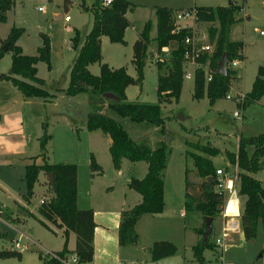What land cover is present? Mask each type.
<instances>
[{
	"label": "rangeland",
	"instance_id": "374dc122",
	"mask_svg": "<svg viewBox=\"0 0 264 264\" xmlns=\"http://www.w3.org/2000/svg\"><path fill=\"white\" fill-rule=\"evenodd\" d=\"M135 5L126 14L130 26L125 32L126 44L112 43L103 36L101 44L102 62L112 67H127L135 76L132 64L133 43L136 32L141 31L145 22H151V38L157 34L156 6L191 10L195 6H223L229 0H128ZM243 6L241 18L230 31V39L244 43L245 59L235 67L240 81L234 83L235 89L245 92L251 90L258 67L264 66V0H235ZM93 0H86L90 5ZM82 0H70L68 10L64 0H16L7 12L6 21H0V39H6L13 27L24 28V33L17 40L23 53L36 55L45 37L50 42V67L46 62L37 63L38 76L45 80L44 88L57 94L52 101L43 97L25 98L10 81H0V250L14 248L18 232L14 228L33 231L43 247L50 250L64 240L62 230L46 220L39 212L42 201L52 197L50 183L45 173H40L35 185V195L27 203L25 181L26 166L33 162L41 164L42 157L33 158L42 153L40 140L47 131L51 135L47 143L46 155L50 163H76L81 186L87 185L91 175L93 182L92 203H80L82 208L94 206L98 215L112 228L119 222L118 212L134 206V199L140 194L129 188L130 180L145 177L140 165L123 160L121 170L114 168L106 143L109 137L101 131L86 129V119L92 110V103L86 93L75 96L65 94L69 84L70 71L77 56L72 37L77 28L81 40L93 26L90 10L82 9ZM42 7V10H39ZM70 20L66 21L65 17ZM191 22V19H189ZM216 25V24H215ZM214 25V26H215ZM211 24H195L198 34L208 33ZM169 57L170 50L159 53L156 42L152 40L148 48V59L144 68L142 86L131 85L127 91V101L156 103L158 71L156 57ZM12 53L8 52L0 59V73H11ZM90 71L97 75L100 64L90 65ZM196 68L188 67L192 79H184L178 101L163 104L161 114L165 117L164 131L159 126L146 123H134L120 117L116 112L107 110L109 115L123 122L130 136L150 148H157L161 142L168 151L164 171V190L166 205L164 213L153 216L147 214L137 225L139 243L137 246L123 247L121 256L114 250L100 251L95 262L88 264H200L194 246L202 239L198 229L203 226L201 212L186 210L185 202V148L187 141L201 142L218 147L220 153L214 158L217 168L236 173L238 167L230 163L228 152H237L239 141L264 132V96L241 109L242 117H234L239 107L227 98L220 99L211 106L207 95L202 99L194 98ZM46 125V129L44 128ZM252 149H250L251 152ZM91 153L102 166L101 174L92 173L89 167ZM147 168V165H145ZM143 172V173H142ZM93 174V175H92ZM264 186V170L254 174ZM189 179L199 181L192 170ZM85 191V190H83ZM92 206V207H90ZM131 206V207H129ZM30 211L32 214H30ZM105 213H108L106 215ZM98 216V217H99ZM11 217H19L18 223ZM99 219V218H98ZM48 226L46 227L43 223ZM23 222V226L22 223ZM104 224V222L99 221ZM222 217L220 214L213 221L211 242L214 249L206 248L203 252L205 264H264V227L259 222L256 236L247 240L243 233H229L223 244L215 243L222 236ZM23 229V230H24ZM100 229V228H99ZM116 228H113L115 239ZM75 235V234H74ZM157 240H170L177 246L174 255L153 260L149 247ZM116 241V240H115ZM118 245V244H116ZM39 247L29 244L23 250L21 260L16 258L0 259V264H43L39 258Z\"/></svg>",
	"mask_w": 264,
	"mask_h": 264
},
{
	"label": "trees",
	"instance_id": "16d2710c",
	"mask_svg": "<svg viewBox=\"0 0 264 264\" xmlns=\"http://www.w3.org/2000/svg\"><path fill=\"white\" fill-rule=\"evenodd\" d=\"M82 0V9L90 10L93 15V26L81 40V33L74 30L73 47L77 56L70 71L69 84L61 89L65 94L75 96L86 93L94 106L86 119V129L101 130L110 136L112 142L109 147L112 164L119 170L123 159L131 162L144 161L148 164V171L143 178H132L129 188L141 195V201L129 209L121 212L118 228V243L121 246L137 245L139 235L136 224L144 214L162 213L164 201V171L167 163L168 151L164 142L157 148H150L144 143L133 139L124 127L122 121L109 115L107 110L116 112L122 118H128L134 123H146L159 126L164 131L165 117L161 114L163 104L173 100L178 101L185 73L188 66L185 62V39L192 35L193 30L188 24L177 29L175 13L177 9L167 6H156L157 34L151 38V22L147 21L133 43L132 64L136 70L135 76L128 73L127 67H112L102 62V37L106 36L112 43L126 44L125 32L130 26L126 16L135 5L128 0H113L110 4H101V0H93L88 6ZM16 0H0V21H6L7 12L14 6ZM70 0H64V8L68 10ZM243 6L237 3L232 6H195L191 11L196 15L198 24H211L208 28L209 43L213 45L211 52L204 53L198 60L208 62L212 70V80L207 82L204 69H197L194 81V98L202 99L207 95L211 106L220 99L226 98L231 85L238 82L235 71L229 69L226 76L217 73L218 63L227 52L228 62L244 60V43L230 39V31L234 24L240 21L239 14ZM216 24V25H215ZM215 25V26H214ZM24 33V28L13 27L9 36L0 39V59L6 53H12L11 73H0V81L12 82L25 98L43 97L45 101H52L57 94L50 93L44 88L45 80L38 76L37 63L46 62L50 67V42L45 37L36 55L23 53L17 40ZM156 42L158 52L170 50V56L160 57L157 61L158 84L156 103L141 101H127L126 90L131 85L142 86L144 68L148 59L150 43ZM8 44L3 51L4 44ZM100 64L99 74H93L89 67ZM111 94L112 96H107ZM264 96V66H259L252 88L246 94L245 106L259 101ZM46 129V125H44ZM51 135L45 131L39 138L42 153L33 157H42L43 162H33L26 166L25 181L27 192L24 195L27 203L35 195L34 187L39 182L40 173L54 174L55 190L51 189L52 197L39 205L40 214L49 222L63 229L65 238L64 248L56 253L67 255L75 253L80 262L90 263L94 258V234L96 222L92 208H79L78 199V166L76 163H50L46 155L47 143ZM250 149L251 152H250ZM220 153L218 147L201 142L187 141L185 148V202L186 210L198 211L204 219H215L220 214L224 203V196L218 193L216 187V170L214 158ZM230 163L238 167V186L241 198L240 227L244 237L250 240L256 236L258 224L262 221L264 227V186L254 174L264 170V132L255 136L243 137L239 141L237 152H228ZM90 170L101 174L102 166L97 162L93 153L90 156ZM192 170L199 181L189 179ZM93 175V174H92ZM212 180L209 181L208 178ZM19 217H11V221L18 223ZM49 228V226L42 221ZM205 220L199 229L202 236L205 231ZM76 236L74 250L67 248L69 234ZM212 234V233H211ZM211 235L206 241H200L194 246L195 255L200 264H205L203 252L206 248L214 249ZM151 257L157 261L172 256L177 246L170 240L154 241L149 248ZM22 259V252L15 248L1 249L0 259ZM39 258L43 264H61L57 260H46L42 253Z\"/></svg>",
	"mask_w": 264,
	"mask_h": 264
},
{
	"label": "built area",
	"instance_id": "2783aa9c",
	"mask_svg": "<svg viewBox=\"0 0 264 264\" xmlns=\"http://www.w3.org/2000/svg\"><path fill=\"white\" fill-rule=\"evenodd\" d=\"M113 0H101V4L108 5ZM39 10H42V7H39ZM191 19V22L189 21ZM66 21L70 20L69 16L65 17ZM175 22L177 29H181L183 24H188V26L193 30L192 35L186 37L185 39V64L193 66L196 69H204L206 81L209 82L212 80V70L208 62H199V58L206 52H211L213 50V45L209 43V34L201 33L198 34L195 31L196 15L191 10H181L175 13ZM261 35H264V31H260ZM159 56L156 57L155 61L159 60ZM240 60H233L231 63L228 62V70L231 69L236 71L235 67L238 65ZM236 75V74H235ZM186 79H192V74L188 72L185 73ZM247 92L241 89H235L234 85H231L229 92L226 95V98L233 103L239 110H235L234 117L241 118L242 112L241 109L245 105ZM216 191L223 194L224 203L222 205L220 215L222 217L223 226H222V236L218 237L215 241L219 246L223 244V240L229 233L240 231V214H241V198L239 195V186H238V175L236 173L229 172L223 168H218L216 170ZM42 201L41 203H43ZM236 209L237 211H231V208ZM232 209V210H233ZM231 211V212H230ZM29 244L35 245L40 248L42 255L46 260H57L61 264H88L80 262L78 256L75 253H69L67 255H60L54 251H49L41 246L35 239L30 238V236L20 232L18 239L15 242L14 248L18 251H23L28 248ZM230 264V263H225Z\"/></svg>",
	"mask_w": 264,
	"mask_h": 264
},
{
	"label": "crops",
	"instance_id": "0c3cea01",
	"mask_svg": "<svg viewBox=\"0 0 264 264\" xmlns=\"http://www.w3.org/2000/svg\"><path fill=\"white\" fill-rule=\"evenodd\" d=\"M178 11H181V10H185V9H177ZM146 23V22H145ZM144 26V25H143ZM157 26V25H156ZM77 29V28H76ZM139 34V31H137L136 32V37H135V39L137 38V35ZM135 41V40H134ZM102 43H103V39H102ZM90 68V67H89ZM237 76H238V78H239V81H240V79H241V77L239 76V74H237ZM130 87V86H129ZM129 87L127 88V90H126V94H127V91H128V89H129ZM250 91V90H249ZM249 91H247V92H249ZM95 104H93V102L90 104V106H93V108L95 109L96 107L94 106ZM106 105V107L102 110V112L103 113H105V112H107V103L105 104ZM96 131H101V130H96ZM102 132V131H101ZM109 136V135H108ZM106 139V143H107V146L108 147H110V145H111V142H112V140H111V138H110V136L109 137H105ZM108 150H109V148H108ZM94 154V153H93ZM95 157H96V155H95ZM98 157V156H97ZM97 157H96V159H97ZM98 160V159H97ZM124 160V159H123ZM141 162V161H140ZM134 163H136V162H134ZM122 165H123V161H122ZM145 165H147V168L145 167ZM145 165H140L141 166V169L143 170V172H145V175L147 174V171H148V164L147 163H145ZM121 168H122V166H121ZM121 168L119 169V170H121ZM142 172V173H143ZM91 178H92V180H94V178L90 175L89 177H88V181H87V185H86V187L84 186H81V183H80V178H79V175H78V199H77V204H78V207L79 208H82L83 206H81V204L80 203H84V202H86V203H89V202H91L92 203V201H93V182H92V180H91ZM83 190H85V191H83ZM141 196H140V198H137V199H134V204L135 203H139L140 201H141ZM164 201H165V205H166V194H165V190H164ZM90 207H92V206H90ZM129 207H131V206H129ZM92 209L94 210V219H95V222H96V228H95V234H94V249H95V253H94V258H93V261L95 262V258H96V256H97V254L100 252V251H102V250H104V251H106V252H109V251H112V250H114V252H115V255H117L118 257H120L121 255V251L123 250V247H127V246H132V247H135V246H137V245H125V246H121V245H119V243H118V228H119V223H120V216H121V212L124 210H120L119 212H118V215H119V222L117 223V225L116 226H113L112 228H109L108 226H106V224H105V221L104 220H101L102 218L98 215V213H97V211L95 210V208H94V206L92 207ZM30 214H32L30 211H28ZM164 213V210H163V212L162 213H158V214H152L153 216H157V215H161V214H163ZM106 215H108V213H105ZM145 215H147V214H144V215H142V217L138 220V222H137V225H138V223H139V221L142 219V218H144V216ZM99 216V217H98ZM99 218V219H98ZM98 220L99 221H102V222H104V224L103 223H101V222H98ZM223 222V221H222ZM22 224V226L24 225L23 224V222L21 223ZM137 225H136V229H137ZM100 228V229H99ZM113 228H116V231H115V239L113 240V236H112V234H113ZM17 232H18V235H20V232H22V233H24V234H26V235H28V236H30V238H32V239H35L38 243H40L39 241H38V239H36V238H34V235L33 234H31V233H33V231L31 230V232L30 231H27L26 229H22V228H20V227H18V228H14ZM62 230V232H63V229H61ZM137 230H139V229H137ZM241 232V229H240V231H238V232H233V233H240ZM242 233V232H241ZM198 234H199V229H198ZM62 235H63V233H62ZM19 237V236H18ZM64 237V236H63ZM18 239V238H17ZM16 239V240H17ZM16 240H14V243L16 242ZM116 240V241H115ZM140 241V240H139ZM158 241V240H157ZM75 243H76V236L74 235V233L73 232H71L70 234H69V239H68V244H67V248L69 249V250H74V248H75ZM197 243H198V241H197ZM41 244V243H40ZM64 244H65V238H64V240H62L61 241V243L60 244H58L57 246L55 245V246H53V248H49L50 250L49 251H54V252H58V251H61L63 248H64ZM116 244H118V245H116ZM32 245V244H31ZM35 246V245H34ZM42 246V245H41ZM43 247V246H42ZM45 248V247H44ZM150 248V247H149ZM46 249V248H45ZM48 250V249H47ZM22 257H23V251H22ZM93 261L92 262H90V263H93ZM138 264V263H137ZM231 264V263H230Z\"/></svg>",
	"mask_w": 264,
	"mask_h": 264
},
{
	"label": "water",
	"instance_id": "95a60500",
	"mask_svg": "<svg viewBox=\"0 0 264 264\" xmlns=\"http://www.w3.org/2000/svg\"><path fill=\"white\" fill-rule=\"evenodd\" d=\"M236 1L235 0H229L228 2V6H232L235 5ZM8 48V44H4L2 49L3 51H6ZM228 54L227 52H225L222 56V58L220 59L219 63H218V68H217V73L221 76H226L228 74ZM107 96H112L111 94H107ZM47 177L49 179V183L52 187L53 190H55V178H54V174L52 172L47 174ZM209 181L212 180L211 177L208 178ZM213 221L214 219L212 217H207L205 218V231L202 235V240L206 241L208 239V237L211 235L212 233V229H213Z\"/></svg>",
	"mask_w": 264,
	"mask_h": 264
},
{
	"label": "bare ground",
	"instance_id": "6f19581e",
	"mask_svg": "<svg viewBox=\"0 0 264 264\" xmlns=\"http://www.w3.org/2000/svg\"><path fill=\"white\" fill-rule=\"evenodd\" d=\"M232 209H233V207L231 208V211H235V212L237 211L236 209H233V210H232ZM231 211H230V212H231Z\"/></svg>",
	"mask_w": 264,
	"mask_h": 264
}]
</instances>
